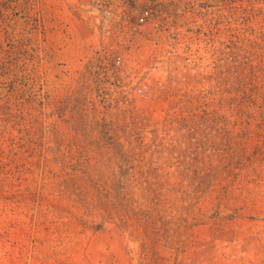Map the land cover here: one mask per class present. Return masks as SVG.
<instances>
[{"label": "rangeland", "instance_id": "obj_1", "mask_svg": "<svg viewBox=\"0 0 264 264\" xmlns=\"http://www.w3.org/2000/svg\"><path fill=\"white\" fill-rule=\"evenodd\" d=\"M0 264H264V0H0Z\"/></svg>", "mask_w": 264, "mask_h": 264}]
</instances>
